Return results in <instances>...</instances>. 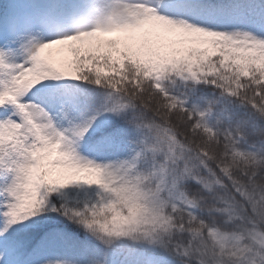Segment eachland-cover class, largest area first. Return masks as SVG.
<instances>
[{
    "label": "snow or ice",
    "instance_id": "1",
    "mask_svg": "<svg viewBox=\"0 0 264 264\" xmlns=\"http://www.w3.org/2000/svg\"><path fill=\"white\" fill-rule=\"evenodd\" d=\"M0 264H264V0H0Z\"/></svg>",
    "mask_w": 264,
    "mask_h": 264
}]
</instances>
